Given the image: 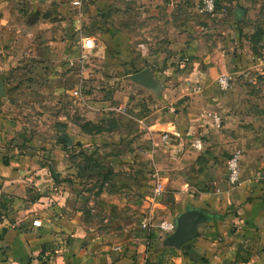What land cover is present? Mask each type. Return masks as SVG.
Returning <instances> with one entry per match:
<instances>
[{
    "label": "rangeland",
    "instance_id": "1",
    "mask_svg": "<svg viewBox=\"0 0 264 264\" xmlns=\"http://www.w3.org/2000/svg\"><path fill=\"white\" fill-rule=\"evenodd\" d=\"M84 37L94 48L80 59ZM0 87L8 148L53 166L58 147L69 221L118 243L154 236L175 193L222 185L232 152L241 168L264 161V0H0ZM207 110L221 127L189 126Z\"/></svg>",
    "mask_w": 264,
    "mask_h": 264
},
{
    "label": "crops",
    "instance_id": "2",
    "mask_svg": "<svg viewBox=\"0 0 264 264\" xmlns=\"http://www.w3.org/2000/svg\"><path fill=\"white\" fill-rule=\"evenodd\" d=\"M206 81L202 87L207 89ZM202 115L189 126L216 129ZM11 125L0 111V264H264V161L258 168L240 166L238 186L225 179L211 193H175L182 198L170 216L174 225L188 210L197 216L195 236L186 244L170 243L175 227L157 230L154 236L142 232L137 240L118 243L66 218L55 192L62 174L58 147L52 150L53 166L46 165L42 155L9 149ZM152 126L154 130L158 124ZM183 143L182 139L168 146L179 151Z\"/></svg>",
    "mask_w": 264,
    "mask_h": 264
},
{
    "label": "built area",
    "instance_id": "3",
    "mask_svg": "<svg viewBox=\"0 0 264 264\" xmlns=\"http://www.w3.org/2000/svg\"><path fill=\"white\" fill-rule=\"evenodd\" d=\"M204 5L206 8L210 9L213 7V0H204ZM80 54L79 58H84L91 49L94 48V42L90 37H84L80 41ZM231 77L228 75H219L215 79V83L220 88H227L230 85ZM72 96L78 97L80 95L79 89H73L71 91ZM202 117L206 118L212 126L215 128L221 127L223 123V118L218 111H207L205 112ZM167 134L162 136V140L167 138ZM192 148L195 150H201L203 147V142L200 136H194L190 142ZM240 151L235 150L232 152L226 162V180L228 184L231 186H238L240 184ZM143 227H147L149 225L148 221H144L142 223ZM175 225L170 220H162L158 223L157 228L161 231H172Z\"/></svg>",
    "mask_w": 264,
    "mask_h": 264
},
{
    "label": "water",
    "instance_id": "4",
    "mask_svg": "<svg viewBox=\"0 0 264 264\" xmlns=\"http://www.w3.org/2000/svg\"><path fill=\"white\" fill-rule=\"evenodd\" d=\"M242 14L243 9L236 8L235 15L237 17H241ZM148 75L149 73L147 70H141L137 74H135V77L144 80ZM196 218L197 216L189 210L181 214L175 226L176 230L170 237V243L175 246H180L190 241L195 236L194 221L196 220Z\"/></svg>",
    "mask_w": 264,
    "mask_h": 264
},
{
    "label": "trees",
    "instance_id": "5",
    "mask_svg": "<svg viewBox=\"0 0 264 264\" xmlns=\"http://www.w3.org/2000/svg\"><path fill=\"white\" fill-rule=\"evenodd\" d=\"M70 140H67V141H65V143L64 144H70ZM73 145H77V146H79L80 145V142L79 141H76V142H73ZM186 244V243H185ZM147 264V263H146Z\"/></svg>",
    "mask_w": 264,
    "mask_h": 264
}]
</instances>
